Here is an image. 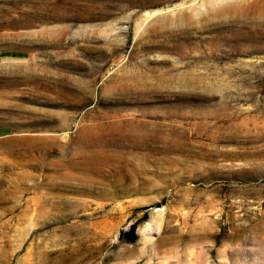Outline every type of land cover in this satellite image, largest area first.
I'll return each instance as SVG.
<instances>
[{"label": "rangeland", "instance_id": "rangeland-1", "mask_svg": "<svg viewBox=\"0 0 264 264\" xmlns=\"http://www.w3.org/2000/svg\"><path fill=\"white\" fill-rule=\"evenodd\" d=\"M263 9L0 0V264H264Z\"/></svg>", "mask_w": 264, "mask_h": 264}, {"label": "trees", "instance_id": "trees-1", "mask_svg": "<svg viewBox=\"0 0 264 264\" xmlns=\"http://www.w3.org/2000/svg\"><path fill=\"white\" fill-rule=\"evenodd\" d=\"M134 231H135V226L133 225V226L131 227L130 232H128L127 234H129V233H134ZM124 234H125V233H122L121 237L124 236ZM133 238H134V237H129V238H127V240H128V241H132Z\"/></svg>", "mask_w": 264, "mask_h": 264}, {"label": "bare ground", "instance_id": "bare-ground-1", "mask_svg": "<svg viewBox=\"0 0 264 264\" xmlns=\"http://www.w3.org/2000/svg\"><path fill=\"white\" fill-rule=\"evenodd\" d=\"M263 12H264V9H263Z\"/></svg>", "mask_w": 264, "mask_h": 264}]
</instances>
